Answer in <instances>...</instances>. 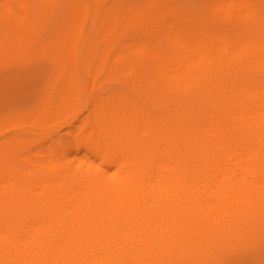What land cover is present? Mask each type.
I'll use <instances>...</instances> for the list:
<instances>
[{
  "label": "bare ground",
  "instance_id": "1",
  "mask_svg": "<svg viewBox=\"0 0 264 264\" xmlns=\"http://www.w3.org/2000/svg\"><path fill=\"white\" fill-rule=\"evenodd\" d=\"M44 71L0 110V264L262 258L264 0H0V85Z\"/></svg>",
  "mask_w": 264,
  "mask_h": 264
},
{
  "label": "rangeland",
  "instance_id": "2",
  "mask_svg": "<svg viewBox=\"0 0 264 264\" xmlns=\"http://www.w3.org/2000/svg\"><path fill=\"white\" fill-rule=\"evenodd\" d=\"M46 80L45 71L34 77L24 75L4 77L0 85V110L6 112L35 105ZM263 261L264 255L258 258V255H252L250 249L246 247L235 249L233 256L230 257L220 255L209 264H264Z\"/></svg>",
  "mask_w": 264,
  "mask_h": 264
}]
</instances>
